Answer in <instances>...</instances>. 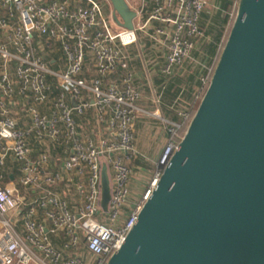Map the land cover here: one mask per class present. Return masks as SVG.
Masks as SVG:
<instances>
[{"label": "built area", "instance_id": "2783aa9c", "mask_svg": "<svg viewBox=\"0 0 264 264\" xmlns=\"http://www.w3.org/2000/svg\"><path fill=\"white\" fill-rule=\"evenodd\" d=\"M67 1L0 0V169L11 155L21 171L22 188L38 190L26 200L0 185V264H105L135 223L193 112H180L179 121L162 119L157 111L137 105L139 94L129 72L111 76L126 58L122 48L135 43L138 32L164 51L161 71L170 73L189 57L201 34L198 20L206 0L155 1L146 19L129 29H114L97 0H82L73 8ZM235 6L236 1L228 12L231 20ZM151 21L160 25L150 27ZM53 49L62 52L60 69L48 63ZM213 65L204 67L195 98L201 97ZM15 97L29 101L22 105L29 119L22 128L10 114ZM89 110L95 112L99 135L81 140L73 113ZM138 114L160 118L167 137L138 199L123 214L131 163L138 157L133 145ZM30 139L41 146L35 156L30 155ZM60 140L71 142L62 168L85 175L83 185L76 187L81 201L75 210L49 188L61 174L42 171L47 145ZM102 163L111 175L105 211L99 205ZM57 233L63 238L60 248L52 242Z\"/></svg>", "mask_w": 264, "mask_h": 264}, {"label": "water", "instance_id": "95a60500", "mask_svg": "<svg viewBox=\"0 0 264 264\" xmlns=\"http://www.w3.org/2000/svg\"><path fill=\"white\" fill-rule=\"evenodd\" d=\"M107 1L132 28L136 11ZM99 187L105 211L104 163ZM105 264H264V0H236L177 146Z\"/></svg>", "mask_w": 264, "mask_h": 264}, {"label": "crops", "instance_id": "0c3cea01", "mask_svg": "<svg viewBox=\"0 0 264 264\" xmlns=\"http://www.w3.org/2000/svg\"><path fill=\"white\" fill-rule=\"evenodd\" d=\"M97 1L101 5L104 14L109 18L111 26L114 29H118L119 26L115 25L111 21L112 19H110L111 7L109 2L107 0ZM155 1L160 2L162 0H125L131 9L136 11V15L132 20L133 27L139 26L146 19ZM235 1L231 0V4L226 10H220L215 0H206V5L198 20L201 34L194 38L193 48L189 57L184 59L180 65L174 67L170 73L165 74L161 71L164 61V51L144 34L138 32L136 42L122 48L126 58L118 66L111 78L116 79L123 73L129 72L131 74V83L139 94L136 100L139 107L149 112L157 111L160 117L167 121H179V113L183 111L192 112L200 99L195 98L200 89L199 78L205 72L204 67L215 63L220 45L223 43L222 41L231 23L228 12ZM66 4L68 7L73 8L84 4V2L82 0H68ZM217 11H219V14ZM221 19H223V22L219 39L215 43L213 52L209 54L205 50V44L212 41L214 28L217 26L216 21H220ZM134 21L137 23L135 24ZM149 25L153 27L160 24L156 21H151ZM62 60L63 55L59 49H53L52 53L48 56V63L54 69L62 68ZM194 60L199 61L200 64L193 63ZM203 63L206 65H203ZM10 75L14 77L12 72ZM54 90L56 91V89ZM25 102L28 103L29 101H18L16 99L11 105V117L15 120L17 127L20 128L25 127L29 122L28 115L22 106ZM67 102L69 104L72 103V101ZM38 108L43 112L49 113V109L46 106L39 105ZM95 116V112L91 110L82 115L73 113L75 130L79 139L93 137V135L95 139L99 135L94 120ZM153 120H158L160 123H154ZM166 137L165 125L160 118L146 114H138L135 117L133 122V145L138 153V157L133 159L131 163V173L127 184L128 196L122 209L123 214L138 199L143 186L151 175L154 162L165 143ZM30 143V155L35 156L40 152L41 146L32 139H30ZM70 144V140L49 143L47 145L49 157L42 171L44 173L57 171L61 174V180L56 184L50 185L49 188L57 193L61 199L65 200L71 210H75L81 201L76 187L80 183L83 185L85 175L84 173L79 174L75 171H65L62 168V160L69 152ZM0 173V185L8 191L12 193L18 192L17 194L26 200H30L38 193L37 189H24L19 184L18 179L21 171L18 163L13 160L11 155L5 158ZM37 217H41L40 209L37 212ZM15 226L20 229L19 222ZM62 240L63 238L60 233L52 236L53 245L56 247H61Z\"/></svg>", "mask_w": 264, "mask_h": 264}, {"label": "trees", "instance_id": "16d2710c", "mask_svg": "<svg viewBox=\"0 0 264 264\" xmlns=\"http://www.w3.org/2000/svg\"><path fill=\"white\" fill-rule=\"evenodd\" d=\"M215 2L218 4L220 10H226L230 6V4H231V0H215ZM219 11H217L218 14H219ZM216 22H217V26L214 28V33L212 35V41L205 44V50L209 54H211L213 52L214 47H215V43H217V41L219 39L220 30H221V25H222L223 19H221L220 21L217 20ZM199 29H200V26H199ZM211 32H213V31H211ZM213 41H216V42L213 43Z\"/></svg>", "mask_w": 264, "mask_h": 264}, {"label": "rangeland", "instance_id": "374dc122", "mask_svg": "<svg viewBox=\"0 0 264 264\" xmlns=\"http://www.w3.org/2000/svg\"><path fill=\"white\" fill-rule=\"evenodd\" d=\"M134 23L136 24L137 22L134 21ZM222 42H224V40H223ZM222 44H223V43H221L220 48H221ZM193 63H195V64H197V65H198V63L200 64L199 61L197 62V61H195V60H194ZM205 63H206V62H205ZM205 63H203V65H206ZM208 66H209V65H208ZM206 67H207V66H206ZM153 122H154V123H156V122H157V123H160L158 120H153ZM107 178H108V184H109V182H110V180H111L110 170L107 171Z\"/></svg>", "mask_w": 264, "mask_h": 264}]
</instances>
